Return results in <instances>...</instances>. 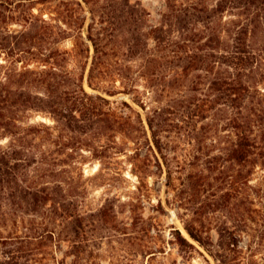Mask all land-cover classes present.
Masks as SVG:
<instances>
[{"label": "rangeland", "instance_id": "rangeland-1", "mask_svg": "<svg viewBox=\"0 0 264 264\" xmlns=\"http://www.w3.org/2000/svg\"><path fill=\"white\" fill-rule=\"evenodd\" d=\"M168 1L185 6L192 2L211 5L216 0H128L145 10L136 23L141 24L139 31L167 23L176 27L173 18L164 19ZM117 2L0 0V81L42 94L43 88L31 71L55 61L62 71L77 78L86 65L83 88L109 100L94 104L109 112L114 100H125L145 124L148 109L158 104L157 99L161 103L164 99L141 76L145 56L123 54L130 43L129 26L118 17ZM227 17L224 12L222 20ZM131 19L127 17L128 23ZM110 32L115 35L107 37L104 50L114 49L117 54L105 61L114 67H128L145 109L135 104L130 94L110 96L86 83L93 52L86 35L109 36ZM171 33L179 42L196 37L202 43L207 36L206 31L193 35L196 31L191 26L183 34L177 28ZM148 46H154V41L149 39ZM260 65L258 87L264 91V60ZM197 74L203 71L191 70L188 78ZM102 78L100 87H122L117 77ZM73 115L82 121L79 112ZM224 115L219 112L213 123L207 118L186 128L170 124L160 132L163 144L158 152L147 125L144 131H134L137 138L131 139L118 130L111 115L103 122H91L93 117L83 120L85 129L78 131L57 121L50 112L28 109L18 113L13 133L0 128V148L23 151L29 164L23 183L46 185L62 195L67 221L56 226V231L61 227L62 235L46 248L54 264H264V157L246 165L231 159L229 148L235 136L225 126ZM122 116L135 123L136 116L128 109H122ZM69 119L70 115L65 121ZM4 207L9 212L16 208L9 203ZM31 218L46 222L40 216L13 214L0 230L3 235L20 232L30 225ZM74 222L76 232H72ZM184 223L206 236L204 247L188 236ZM174 229L194 247L180 249ZM75 255L78 262H74Z\"/></svg>", "mask_w": 264, "mask_h": 264}, {"label": "trees", "instance_id": "trees-1", "mask_svg": "<svg viewBox=\"0 0 264 264\" xmlns=\"http://www.w3.org/2000/svg\"><path fill=\"white\" fill-rule=\"evenodd\" d=\"M166 8L164 19L173 18L178 31L185 33L191 26L196 31L193 35L206 31L205 40L201 43L196 37H190L179 42L171 33L175 28L169 23L141 32V24L136 23L142 19L145 10L138 2L130 4L128 0H118L115 8L118 17L129 26L130 43L123 54L145 56L141 76L164 99L163 103L157 99L158 104L148 109L145 124L140 113L125 100H114L115 106L109 112L103 106L95 105L94 101L108 103L109 100L100 94H89L83 88L86 65L75 78L52 61L31 71L36 83L43 88L42 94L12 88L7 81H0V128L13 133L18 113L28 109L50 112L57 121L78 131L85 129L84 121H91V117V122L97 123L107 121L106 116L111 115L118 130L131 139L137 138L132 135L134 131H144L147 125L153 145L161 152L160 132L170 124L186 128L207 118L213 123L215 115L223 112V122L235 136L229 148L231 159L246 165L263 158L264 91L258 85L263 69L260 64L264 60V0H216L211 5L192 2L185 6L168 1ZM224 12L228 17L222 20ZM127 17L132 18L130 23ZM198 25L203 26L202 29ZM220 29L224 31L225 39L221 38ZM52 35L53 39L58 38L55 32ZM114 35L111 32L109 36L86 35L93 50L86 83L110 96L130 94L132 101L145 109L142 95L134 85L135 78L127 73L128 67L119 64L114 67L105 61L110 55L117 54L114 49L104 50L107 37ZM149 39L154 41V46H148ZM84 50L88 52V46ZM191 70H200L203 74L188 78ZM102 76L111 80L117 77L122 87L120 90L113 85L100 87ZM185 82L190 85H184ZM124 108L135 114V123L123 118ZM74 112L83 116L82 121L73 115ZM68 115L70 119L65 121ZM23 156L20 149L0 148V226L5 225L13 214L40 216L46 222H35V218H31L30 225L23 226L20 232L9 231L3 235L0 230V264H51V260L54 264L50 249L46 248L62 235L61 227L56 231V226L67 221L66 208L62 195L54 193V188L23 183L22 176L29 165ZM167 177L169 180L168 174ZM47 202H50L48 206ZM8 203L16 207L13 212L5 209L4 205ZM56 218L60 219L57 224ZM74 225L72 232H76L75 222ZM184 229L193 241L205 246L206 236L199 230L187 223H184ZM172 234L180 249L194 247L178 229ZM78 258L75 255L74 262H78ZM57 263L63 264V261Z\"/></svg>", "mask_w": 264, "mask_h": 264}]
</instances>
